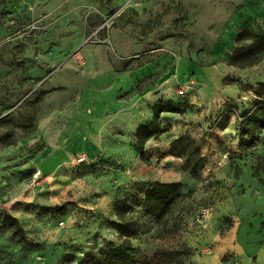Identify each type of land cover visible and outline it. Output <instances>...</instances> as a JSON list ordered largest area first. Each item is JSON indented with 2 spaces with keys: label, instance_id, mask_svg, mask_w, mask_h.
<instances>
[{
  "label": "rangeland",
  "instance_id": "374dc122",
  "mask_svg": "<svg viewBox=\"0 0 264 264\" xmlns=\"http://www.w3.org/2000/svg\"><path fill=\"white\" fill-rule=\"evenodd\" d=\"M263 20L264 0H0V119L18 124L9 140L0 128V209L43 246L0 231L2 264H67L119 243L115 202L142 199L152 182L183 198L162 216L129 215L144 264L159 251L176 252L172 264H264V134L238 149L264 61L227 65L237 32L260 33ZM160 103L177 111L161 115L165 132L141 159L134 131ZM184 133L205 160L199 180L169 153Z\"/></svg>",
  "mask_w": 264,
  "mask_h": 264
},
{
  "label": "trees",
  "instance_id": "16d2710c",
  "mask_svg": "<svg viewBox=\"0 0 264 264\" xmlns=\"http://www.w3.org/2000/svg\"><path fill=\"white\" fill-rule=\"evenodd\" d=\"M262 61H264V20L260 33L250 30L237 32L233 40L232 52L227 59V65L237 69H246L258 65ZM130 63L131 60H128L124 66L128 67ZM46 94V91H40L30 102L32 113L25 118L27 120V125L23 126L25 129L33 128L34 119L37 115V105ZM254 96L257 103L252 108L243 110L238 114L240 124L238 149L240 152L255 149L259 138L264 134V82L258 84ZM176 111L172 105L160 103L151 109V120L135 129L133 134L135 150L141 159L144 157L147 143L165 132L161 127V115ZM221 121L220 129L223 130L226 127L227 116H223ZM16 127L18 124L13 121L12 116L7 115L0 119V128L4 131V140L10 139ZM42 148L41 145L38 150L41 151ZM169 153L172 157L183 162L184 170L194 180L200 179V171L204 167L205 160L197 141L193 137L187 133L175 137L169 143ZM176 198H183L178 184L152 182L145 186L142 199L133 202L117 200L113 206L117 221L112 222L111 225L123 236V239L119 243H109L97 250L89 248L81 253V256L66 254L62 258L63 262L67 264H144L131 241V238L136 236L138 232L134 229V221L129 218V215L136 207H141L144 216H162L170 211L171 204ZM37 208L45 213L64 209L62 206H40ZM224 220L228 221V228H231L232 221L229 218ZM5 230H8L14 241L20 245L43 247L26 235L17 217L0 209V231ZM177 256L176 252L159 251L153 255L152 262L153 264H172ZM0 264H2L1 257Z\"/></svg>",
  "mask_w": 264,
  "mask_h": 264
},
{
  "label": "built area",
  "instance_id": "2783aa9c",
  "mask_svg": "<svg viewBox=\"0 0 264 264\" xmlns=\"http://www.w3.org/2000/svg\"><path fill=\"white\" fill-rule=\"evenodd\" d=\"M182 93V92H181ZM85 161V159L83 158V157H80L79 158V163H82V162H84Z\"/></svg>",
  "mask_w": 264,
  "mask_h": 264
},
{
  "label": "crops",
  "instance_id": "0c3cea01",
  "mask_svg": "<svg viewBox=\"0 0 264 264\" xmlns=\"http://www.w3.org/2000/svg\"><path fill=\"white\" fill-rule=\"evenodd\" d=\"M138 127V126H137Z\"/></svg>",
  "mask_w": 264,
  "mask_h": 264
}]
</instances>
